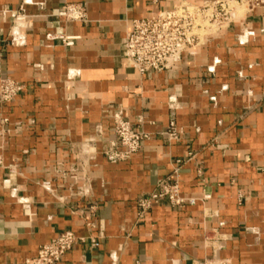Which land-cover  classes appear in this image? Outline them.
Masks as SVG:
<instances>
[{
	"label": "crops",
	"instance_id": "1",
	"mask_svg": "<svg viewBox=\"0 0 264 264\" xmlns=\"http://www.w3.org/2000/svg\"><path fill=\"white\" fill-rule=\"evenodd\" d=\"M204 1L0 0V80L26 85L0 107V264H24L65 230L100 245L78 242L59 264H264V8L177 69L141 76L123 56L135 19ZM67 3L85 4L87 21L66 20ZM120 111L148 138L113 163ZM170 176L197 202L141 218L139 198Z\"/></svg>",
	"mask_w": 264,
	"mask_h": 264
},
{
	"label": "built area",
	"instance_id": "2",
	"mask_svg": "<svg viewBox=\"0 0 264 264\" xmlns=\"http://www.w3.org/2000/svg\"><path fill=\"white\" fill-rule=\"evenodd\" d=\"M259 8H264V0H205L202 4L180 2L150 17L135 19L122 42L125 63L141 76L177 69L184 58L196 56L214 36ZM87 13L83 3H67L63 7V16L68 21H87ZM241 38L242 35H239L238 39L243 41ZM25 89L26 85L22 82L11 77L2 78L0 107L14 101ZM143 120V117L139 118L138 123ZM7 121L4 119V122ZM113 131V141L104 151L105 156L113 163L131 159L148 138V134L140 130L138 124L127 119L121 111L114 116ZM166 134L169 139L178 140L175 120L170 121ZM182 163V160H177L178 169ZM199 173L201 174V170ZM163 201L173 206H184L195 204L197 199L182 195L177 178L166 177L159 181L153 192L139 198V216L144 217L151 207ZM89 210L91 217H84L85 224L94 228L96 206L91 205ZM88 239L92 247L100 245L99 238L94 235L84 237L72 230H65L42 244L37 256L26 260L24 264H59L78 242ZM207 239L212 241L213 237L208 235ZM207 245L213 250L222 248L220 243ZM193 264L233 263L230 258L213 254L202 260H194Z\"/></svg>",
	"mask_w": 264,
	"mask_h": 264
},
{
	"label": "rangeland",
	"instance_id": "3",
	"mask_svg": "<svg viewBox=\"0 0 264 264\" xmlns=\"http://www.w3.org/2000/svg\"><path fill=\"white\" fill-rule=\"evenodd\" d=\"M243 40V38H241Z\"/></svg>",
	"mask_w": 264,
	"mask_h": 264
}]
</instances>
